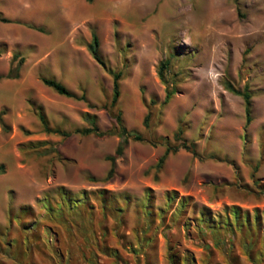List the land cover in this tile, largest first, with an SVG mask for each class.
<instances>
[{"label": "rangeland", "instance_id": "374dc122", "mask_svg": "<svg viewBox=\"0 0 264 264\" xmlns=\"http://www.w3.org/2000/svg\"><path fill=\"white\" fill-rule=\"evenodd\" d=\"M0 15L9 19L0 74L23 57L17 78L0 79V264H264L261 249L254 262L242 250L246 226L233 236L199 222L202 207L222 226L232 206L252 226L264 210V0H0ZM93 33L107 67L122 73L114 107L112 75L88 49ZM226 81L249 92L248 124ZM40 110L70 134L46 132ZM118 110L144 140L130 139L108 176ZM86 113L104 135L76 131L89 126ZM167 192L176 194L169 208Z\"/></svg>", "mask_w": 264, "mask_h": 264}, {"label": "trees", "instance_id": "16d2710c", "mask_svg": "<svg viewBox=\"0 0 264 264\" xmlns=\"http://www.w3.org/2000/svg\"><path fill=\"white\" fill-rule=\"evenodd\" d=\"M87 1H91V0H87ZM0 21L8 22L9 19L2 17L0 15ZM88 49H89L91 55L93 56V58L99 64H101L103 67L107 68L108 71L110 72V74L112 75V97H111V101H110V106L114 107L116 105V102H117L119 96H120V79H121L122 73H121V71H115V70L109 69L107 67L105 60L102 58V56L100 54L99 39L95 33L92 34L91 41L88 44ZM16 59H18L17 63L14 66L11 65L6 73L0 74V79L1 78H17L19 76L20 66L23 62V57L19 56L17 53H14L12 55L11 63H13ZM168 64H169V60L164 59V60L160 61L159 67H158V75H159L160 79L163 80L164 82L166 81L164 79V71L168 68ZM41 81L43 82V84H45L46 86H49L50 88H52L54 91H56L60 95H63L66 97H72V98H76V99L86 100L84 93L78 95L77 93H75L74 91L69 89L64 83H62L59 80H56L55 78L42 76ZM225 88L227 90H229L230 92H233V93H236V94L243 96V98L245 100V104H246V106H245L246 124H248L250 122V119H251L250 111H249V104H250L249 92L246 90L240 91V90L236 89L229 81L225 82ZM174 92H175L174 87L166 88L164 102L168 101L173 96ZM152 102L154 103V100H152ZM4 113H5V111L3 109H1L0 110V126L4 130H6V129H8V126L3 119ZM83 118L85 119L86 122L89 123V126H86L80 130H76L77 132H80L81 134H84V135H87L90 133H93L95 135H104L106 133L105 131L100 130V128L98 127L95 115H90V114L86 113L83 115ZM149 118H150V113L147 112L143 118V125L146 127L148 126ZM39 119H40V121L43 125V128L46 132L58 133V134H61L63 136H68L70 134L69 132H67L65 130H61L60 128L49 127L48 123L46 121L45 115L41 110L39 112ZM114 119L116 121V125L118 126V132H119L121 137H120V141L118 142V144L114 150V153L109 154L106 157L111 162V166H110V169L108 171V176L112 175V173L114 171L115 160L117 157L122 155L123 150L125 149L129 140L130 139L138 140V141L144 140V137L140 132L129 130L125 126V124L123 123L121 112L119 110L116 111V113L114 115ZM181 133H182V130H181V128H179L174 133V137L177 140H180L181 139L180 138ZM163 141L165 143L168 142L167 138L166 139L164 138ZM180 146H182L183 148H185L187 150H190L193 154H196L194 144H186V141L183 139ZM170 150H171L170 147L165 148L163 154L158 158V161L156 163L157 167H161V165L163 164V162L166 159ZM2 169H3V167H2V165H0V172L2 171ZM175 196H176L175 192H171V193L167 192L165 194V201H166L165 205L168 208L173 203ZM188 201H189L188 197H181L180 198L179 207L182 211H185V208L188 205ZM230 210H231L230 215L232 216V218L229 216V214L226 213L225 214V221H224V224L222 226V224L219 221V218H221V215H218V220H216L215 218L211 217V212L208 208L202 207V209L200 211L199 222L203 226H205L206 229H208L211 232H219L220 229L224 228L226 231H228L230 233V235H233V236L237 233V231H242L241 227L246 226V229L249 230L250 234H248V238L245 241H243V243L241 245L242 250L248 256L249 260L253 261V262L256 261L255 260V253L258 254L260 252V260H261V262H264V210L261 211L258 208L254 210L253 226L251 225V218H250V215L247 211L244 212V214H242V212L238 206H232ZM146 214L149 215V213H146ZM262 230H263V234L261 235L260 231H262ZM260 238L262 241L260 240ZM259 241L262 242V245L257 248V246H258L257 243ZM228 242H229V244H231L230 248H232V246H233L232 241L229 240ZM258 250H260V251L258 252ZM227 255H229V254H227ZM255 263L258 264V262H255Z\"/></svg>", "mask_w": 264, "mask_h": 264}, {"label": "clouds", "instance_id": "9594fccd", "mask_svg": "<svg viewBox=\"0 0 264 264\" xmlns=\"http://www.w3.org/2000/svg\"><path fill=\"white\" fill-rule=\"evenodd\" d=\"M219 76H220V74L217 73V72H210V73H209V78H210L212 81H214V82H215L216 80H218Z\"/></svg>", "mask_w": 264, "mask_h": 264}]
</instances>
